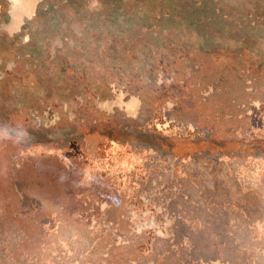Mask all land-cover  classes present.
<instances>
[{
    "label": "rangeland",
    "instance_id": "obj_1",
    "mask_svg": "<svg viewBox=\"0 0 264 264\" xmlns=\"http://www.w3.org/2000/svg\"><path fill=\"white\" fill-rule=\"evenodd\" d=\"M121 1L0 0V264H264V0Z\"/></svg>",
    "mask_w": 264,
    "mask_h": 264
},
{
    "label": "flooded vegetation",
    "instance_id": "obj_2",
    "mask_svg": "<svg viewBox=\"0 0 264 264\" xmlns=\"http://www.w3.org/2000/svg\"><path fill=\"white\" fill-rule=\"evenodd\" d=\"M11 2V14H12V21L9 25L6 26V29L10 32V34H15L21 28L25 25V21L27 19H31L34 16H36L38 6L47 1V0H9ZM130 0H123L121 2H118L117 4L113 5L112 13L113 16H115L116 12H118V15L120 14V9H123L124 3H127ZM158 5V2L156 0H146L145 2H140L139 5L137 4L135 7L131 5L130 8H127L126 16L124 19L128 22L127 28L129 30L136 29L137 23L139 24L142 19L145 18L142 13L151 14L155 11L156 7ZM146 6V7H145ZM100 8L98 11L99 13L102 12L104 9ZM96 12V14L98 13ZM128 12V13H127ZM148 14V15H149ZM146 19V18H145ZM115 21V19H114ZM125 95L123 93L118 96L117 100L113 101L112 103H103L102 107L105 109H109L110 111L113 109V107L118 106L123 109H125L128 114L130 115H136L140 108V102L136 98H132L130 101L125 102L124 101Z\"/></svg>",
    "mask_w": 264,
    "mask_h": 264
}]
</instances>
